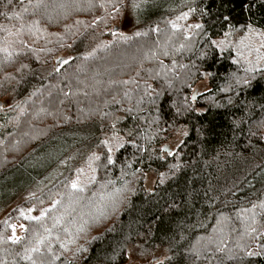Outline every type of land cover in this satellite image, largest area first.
Here are the masks:
<instances>
[{
	"label": "trees",
	"instance_id": "16d2710c",
	"mask_svg": "<svg viewBox=\"0 0 264 264\" xmlns=\"http://www.w3.org/2000/svg\"><path fill=\"white\" fill-rule=\"evenodd\" d=\"M129 3L0 0V178L54 143L51 167L70 156L0 218V264H264V54L233 43H264V0L170 5L116 32Z\"/></svg>",
	"mask_w": 264,
	"mask_h": 264
},
{
	"label": "rangeland",
	"instance_id": "374dc122",
	"mask_svg": "<svg viewBox=\"0 0 264 264\" xmlns=\"http://www.w3.org/2000/svg\"><path fill=\"white\" fill-rule=\"evenodd\" d=\"M192 1L194 0H130L128 10L126 11L124 18L114 23L116 32H131L139 27V25H141L148 17L152 16L153 13H156L161 9L163 10L170 5L172 7H182ZM234 42L239 44V48L241 50L248 52V56L252 61H257L261 56L263 57L264 43L260 39L255 38L254 36H247L241 39L237 37L233 40V43ZM196 88L199 92L206 91L209 88L208 80L205 79L199 82ZM0 102L4 107L6 106L3 100H0ZM183 138L184 133L180 132L176 134L170 140L168 147L171 149L176 148L178 144L182 142ZM50 146L51 147L48 149V153H34L26 165H22L20 168L11 170L6 176L0 178V218L5 216L18 203L22 202V199L28 194H37L41 192L65 170L66 165L63 161L69 159L70 156L63 158L61 161V163L63 162L62 165L59 163L57 164L59 165L57 167L51 166L55 161L57 162V159L63 152L68 151L67 145L63 143H54ZM43 173L45 174L43 175ZM41 174L43 176L34 181L35 177H38ZM155 180L156 178L154 175H149L146 180V187L152 189ZM100 218L101 216L99 219ZM162 257L163 253L157 252L153 258V262L151 261V263L158 262L162 259ZM148 263L150 264V261L147 262L141 256L139 257L135 253H131L130 260L127 264Z\"/></svg>",
	"mask_w": 264,
	"mask_h": 264
},
{
	"label": "snow or ice",
	"instance_id": "6c2138e0",
	"mask_svg": "<svg viewBox=\"0 0 264 264\" xmlns=\"http://www.w3.org/2000/svg\"><path fill=\"white\" fill-rule=\"evenodd\" d=\"M9 2H11V0H9ZM196 27L199 28V27H201V25H196ZM250 30H251V29H250ZM213 43H216V42L213 41ZM10 55H11V53H9V56H10ZM103 143L107 144V141H104ZM116 146H117V147H123V144L120 143L119 141H117ZM108 151L111 152V151H112V148L109 147ZM97 159H98V157H97ZM109 162H112L110 156H109ZM71 186H72V188H77V187H78V183H77L76 181H74V182L72 183ZM32 219H39V217H32ZM10 239H12V242H13V243H16V242L19 241L20 238H19V237H15V236H13V237H10ZM41 242H42V241H41ZM35 251H38V249H37V248L26 249V253H27V252H35ZM250 255H252V253H250ZM25 259H31V256L26 254V255H25ZM33 264H35V262H33Z\"/></svg>",
	"mask_w": 264,
	"mask_h": 264
},
{
	"label": "water",
	"instance_id": "95a60500",
	"mask_svg": "<svg viewBox=\"0 0 264 264\" xmlns=\"http://www.w3.org/2000/svg\"><path fill=\"white\" fill-rule=\"evenodd\" d=\"M64 61H65V58H63V57H61V58H59V59H57V63H64Z\"/></svg>",
	"mask_w": 264,
	"mask_h": 264
}]
</instances>
